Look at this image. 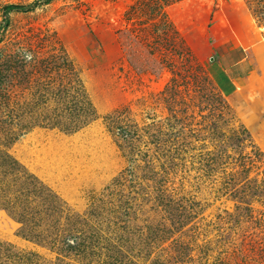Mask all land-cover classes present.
<instances>
[{"label":"rangeland","instance_id":"1","mask_svg":"<svg viewBox=\"0 0 264 264\" xmlns=\"http://www.w3.org/2000/svg\"><path fill=\"white\" fill-rule=\"evenodd\" d=\"M0 264H264V0H0Z\"/></svg>","mask_w":264,"mask_h":264},{"label":"trees","instance_id":"2","mask_svg":"<svg viewBox=\"0 0 264 264\" xmlns=\"http://www.w3.org/2000/svg\"><path fill=\"white\" fill-rule=\"evenodd\" d=\"M46 3L50 2V0H42ZM40 1H35L32 3V5H29L30 6H34V5H37V3H39ZM28 6H24V5H19V4H7L4 6V14H5V22L7 23L9 20H8V14L13 11V10H21V9H26ZM28 7V8H29Z\"/></svg>","mask_w":264,"mask_h":264},{"label":"crops","instance_id":"3","mask_svg":"<svg viewBox=\"0 0 264 264\" xmlns=\"http://www.w3.org/2000/svg\"><path fill=\"white\" fill-rule=\"evenodd\" d=\"M240 73V72H239Z\"/></svg>","mask_w":264,"mask_h":264}]
</instances>
